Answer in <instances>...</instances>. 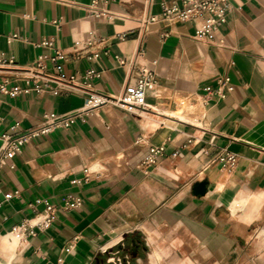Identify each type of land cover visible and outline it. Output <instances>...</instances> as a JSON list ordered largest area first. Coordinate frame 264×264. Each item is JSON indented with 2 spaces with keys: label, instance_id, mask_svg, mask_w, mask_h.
<instances>
[{
  "label": "crops",
  "instance_id": "1",
  "mask_svg": "<svg viewBox=\"0 0 264 264\" xmlns=\"http://www.w3.org/2000/svg\"><path fill=\"white\" fill-rule=\"evenodd\" d=\"M91 1L0 0V58L15 62L0 66V85L23 91H0V157L4 137L78 113L92 93L116 97L143 70L155 80L150 108L93 109L3 160L0 264H264V0H229L204 42L198 22L144 24L174 0H109L112 19L90 16ZM56 52L51 73L76 76L80 91L20 79ZM225 77L234 91L207 99Z\"/></svg>",
  "mask_w": 264,
  "mask_h": 264
},
{
  "label": "built area",
  "instance_id": "2",
  "mask_svg": "<svg viewBox=\"0 0 264 264\" xmlns=\"http://www.w3.org/2000/svg\"><path fill=\"white\" fill-rule=\"evenodd\" d=\"M108 2L109 0H92L88 6H85V10L94 18L112 19L114 16L102 6V4H106ZM229 12V0H181V2L174 0L170 3H163L161 16H151L144 21V24L155 23L158 21H163L169 24L198 22L199 25L196 28L195 38L199 42H204L226 23V18ZM12 39H17V36H13ZM42 45L52 46V42H44ZM98 58L99 55L93 56L94 60ZM62 59L63 55L61 52H56L54 56H38L27 68L18 70L23 74L20 79L29 88L37 91L51 90L54 93H59L63 87L80 91L81 88L75 84L76 76L67 80L51 73V70L47 65L48 62L53 65L52 71L54 73H58L60 69L58 62ZM116 59L120 64H125L123 59L119 57H116ZM13 65H15L14 60H5L4 58H0V66ZM99 77L100 75L94 70H88L84 74V78L87 80ZM9 83V79H6L0 85V91L3 94L18 95L23 92L19 87L9 89ZM53 85L55 87H53ZM154 86V75L148 70H143L137 82L133 85L128 84L124 91L116 97H108L92 93L87 100L85 107L78 113L64 117L57 116L55 114L45 115V122L40 128L28 132L24 136H20L15 140H10L4 137V144L0 157V167L3 164V160L13 158L22 150V147L27 142L28 138H34L38 135H46L58 128H69L76 123L79 117L87 114L93 109L112 104L113 106L128 112L131 110L146 111L150 108L147 104L148 91ZM204 91L207 99H216L221 101L225 100L228 95L234 91V87L230 78L225 77L219 80L217 87H207ZM160 151H162V148H151L150 155L148 157L149 164H153L155 162L156 155ZM226 159L227 162L232 164L236 162V156L233 154H227ZM224 160L225 158L222 159V161ZM78 205H81L80 202ZM53 208L54 207L52 206L48 207V210L52 211ZM46 220L47 222H51L49 217Z\"/></svg>",
  "mask_w": 264,
  "mask_h": 264
},
{
  "label": "water",
  "instance_id": "3",
  "mask_svg": "<svg viewBox=\"0 0 264 264\" xmlns=\"http://www.w3.org/2000/svg\"><path fill=\"white\" fill-rule=\"evenodd\" d=\"M196 193L198 195H204L206 193V187H205V184H199L197 185L196 187Z\"/></svg>",
  "mask_w": 264,
  "mask_h": 264
},
{
  "label": "rangeland",
  "instance_id": "4",
  "mask_svg": "<svg viewBox=\"0 0 264 264\" xmlns=\"http://www.w3.org/2000/svg\"><path fill=\"white\" fill-rule=\"evenodd\" d=\"M188 107V106H187ZM122 162H124V160H122Z\"/></svg>",
  "mask_w": 264,
  "mask_h": 264
}]
</instances>
